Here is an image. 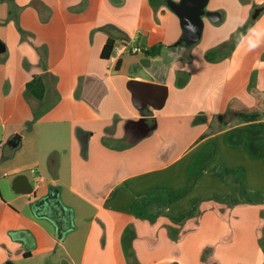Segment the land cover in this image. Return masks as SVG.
<instances>
[{"label":"crops","instance_id":"obj_1","mask_svg":"<svg viewBox=\"0 0 264 264\" xmlns=\"http://www.w3.org/2000/svg\"><path fill=\"white\" fill-rule=\"evenodd\" d=\"M157 1L0 2V264H264V0L219 2L229 23L205 19L197 46L181 0ZM251 21L227 59L206 60ZM109 40L143 52L117 69ZM38 75L52 108L30 126ZM131 82L164 86V107H136ZM19 175L36 194L13 190ZM52 189L72 215L63 240L34 206Z\"/></svg>","mask_w":264,"mask_h":264},{"label":"water","instance_id":"obj_2","mask_svg":"<svg viewBox=\"0 0 264 264\" xmlns=\"http://www.w3.org/2000/svg\"><path fill=\"white\" fill-rule=\"evenodd\" d=\"M208 2L209 0H181L180 4L172 6L181 20L184 30L183 39L189 42V44L197 43L203 35V15L215 24L222 21V15L218 12H208L206 15L203 13V8L207 6ZM259 14L260 10H257L253 18L256 19ZM5 50V44L0 40V53L5 52ZM148 88H158L163 90V92L152 98L146 91ZM129 89L133 93L134 103L138 108L150 104L156 110H160L166 103L167 89L164 86L131 82ZM19 139V136L14 137L9 142V145L16 148L19 145ZM13 190L17 193L31 194L33 193V185L26 176L19 175L14 180ZM34 206L38 208L37 212H44L45 217L56 227L57 238L63 240L70 229L72 215L63 205L59 192L56 189H52L47 197L36 202ZM7 264L12 263L9 262Z\"/></svg>","mask_w":264,"mask_h":264},{"label":"trees","instance_id":"obj_3","mask_svg":"<svg viewBox=\"0 0 264 264\" xmlns=\"http://www.w3.org/2000/svg\"><path fill=\"white\" fill-rule=\"evenodd\" d=\"M0 2L13 3V2H15V0H0ZM150 2H151V5L155 8L157 6H159V2L157 0H150ZM251 27H252V21L249 22L248 24H246L245 26L238 28L237 31L235 33H233L231 39L228 42L222 44L218 48H214V49L209 50L206 53V60L208 62H211V63H218V62H221V61L227 59L229 57L230 53L236 48V46L238 45L240 40L246 35V33L249 31V29H251ZM19 29H20V27H19ZM20 31L22 32L21 29H20ZM23 34H24V32H23ZM197 43H193L191 45L194 46ZM115 44H116V42L113 40H109L106 43V45L102 51V54H101L102 59L107 60L110 57ZM162 47H163V44L161 42L156 43V44L152 45L151 48H149L146 51V55L149 57L158 56L161 53ZM119 65H120V63H118L117 69H118ZM47 91H48L47 83L45 81V77L42 75L34 76L33 79L26 84L27 94L33 95L36 99H38L41 102L40 103L41 105H39L38 107H36L34 109V119L30 123V126L33 125L34 122H36L38 119H40L45 113H47L52 108V106L47 107L44 104L45 99H46V95H47ZM157 194H158V192H157ZM154 195H156V193H154ZM133 211L135 213V216L139 219H144V220L152 219L148 215V213L145 211V209L141 206V204L138 202H136L133 205ZM262 216L264 217V212L262 213ZM178 234H179V231L176 235H173L172 233L170 234L171 238H173V241L177 242L179 240V238L177 237ZM125 253L127 255L128 260H130V258L132 256L135 258V253L134 252L132 253L131 248L127 245L125 246ZM24 257L29 258L30 253H25ZM129 264H132V263L129 262ZM136 264H137V262H136Z\"/></svg>","mask_w":264,"mask_h":264},{"label":"built area","instance_id":"obj_4","mask_svg":"<svg viewBox=\"0 0 264 264\" xmlns=\"http://www.w3.org/2000/svg\"><path fill=\"white\" fill-rule=\"evenodd\" d=\"M142 52L143 50L138 45H133L130 41H122L115 44L108 60L110 65L117 67L122 57L126 55L139 54ZM39 187L40 185L38 184L33 188V194H36V191L39 189Z\"/></svg>","mask_w":264,"mask_h":264},{"label":"rangeland","instance_id":"obj_5","mask_svg":"<svg viewBox=\"0 0 264 264\" xmlns=\"http://www.w3.org/2000/svg\"><path fill=\"white\" fill-rule=\"evenodd\" d=\"M222 0H209V2H208V4H207V6L205 7V8H203V13L206 15V13H208V12H218V13H220L222 16H224V20H223V22L221 23V24H219L218 25V27H224V26H226L228 23H229V20H228V18H227V16H231V14H229V12H228V14H227V16H225V12H219L218 10H216L217 9V7L219 6L218 5V3L219 2H221ZM227 1H230V0H224V2H227ZM242 1V0H241ZM223 2V3H224ZM255 14V13H254ZM254 14H253V16H254ZM203 17V20H208V18L206 17V16H202ZM14 21H15V19H14ZM248 24V23H247ZM245 26V25H244ZM237 31V30H236ZM235 31V32H236ZM235 32H233V33H235ZM233 33H232V35H233ZM232 35H231V37H232ZM231 39V38H230ZM229 39V40H230ZM208 41V33H207V31L205 30V32H204V37H203V41H201V42H203V43H205V42H207ZM200 42V41H199ZM197 43L195 46H197L198 44H200V43ZM203 43H201V44H203ZM193 46V45H192ZM191 49L190 50H193L192 48L193 47H190ZM191 52V51H190ZM200 53H202V51H200ZM199 62H200V60H199V55L197 54L196 55V66H198V64H199ZM37 173H38V171H37ZM39 174V173H38ZM0 194H1V196H2V200L4 201V202H6L7 201V199L5 198V196H4V194H3V192L1 191V188H0ZM21 264H23V263H21Z\"/></svg>","mask_w":264,"mask_h":264}]
</instances>
